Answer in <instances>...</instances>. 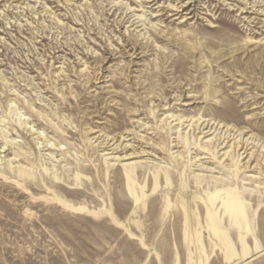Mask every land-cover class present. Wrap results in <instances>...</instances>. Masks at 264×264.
<instances>
[{"label":"rangeland","instance_id":"1","mask_svg":"<svg viewBox=\"0 0 264 264\" xmlns=\"http://www.w3.org/2000/svg\"><path fill=\"white\" fill-rule=\"evenodd\" d=\"M0 264H264V0H0Z\"/></svg>","mask_w":264,"mask_h":264},{"label":"bare ground","instance_id":"2","mask_svg":"<svg viewBox=\"0 0 264 264\" xmlns=\"http://www.w3.org/2000/svg\"><path fill=\"white\" fill-rule=\"evenodd\" d=\"M173 3V2H172ZM184 3V2H183ZM143 6V5H142ZM178 8V5H174L173 6V8ZM180 7H182V6H180ZM144 8V7H143ZM143 15V14H142ZM247 18V17H246ZM126 29V28H125ZM135 54V53H134ZM207 122V121H206ZM211 122V121H210ZM214 123V122H213ZM220 123V122H219ZM219 125V124H218ZM208 127V126H207ZM224 127V126H223ZM213 127L211 126V129H212ZM221 128V127H220ZM219 130V129H218ZM93 133V132H92ZM235 134V133H234ZM242 134V133H241ZM217 135V134H216ZM230 135V134H229ZM240 135V134H239ZM235 136V135H234ZM214 137V136H213ZM210 138V137H209ZM237 138V137H236ZM220 140V139H219ZM224 140V139H223ZM219 142V141H218ZM222 143V142H221ZM241 143H245V142H242L241 140H237L236 141V144H237V147H241V149H246L244 152H247V147L245 146V144H241ZM114 144V143H113ZM247 144V143H246ZM118 146V145H117ZM224 149V148H223ZM231 151V150H230ZM219 152H220V150H219ZM235 152V151H234ZM112 153V152H111ZM229 153H231V152H229ZM229 153H225L224 155H229ZM126 157V156H125ZM250 157H251V155H250ZM203 159L204 158H201L199 161H203ZM134 165V164H133ZM200 167H201V169H200V171L201 172H205V171H207V172H213L214 171V169H212V168H210V167H208V166H204V163H201L200 165H199ZM250 177H252L253 179H258L259 177H256V176H250Z\"/></svg>","mask_w":264,"mask_h":264}]
</instances>
